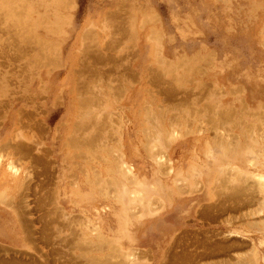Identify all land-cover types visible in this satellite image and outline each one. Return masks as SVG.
I'll return each instance as SVG.
<instances>
[{"label":"rangeland","instance_id":"obj_1","mask_svg":"<svg viewBox=\"0 0 264 264\" xmlns=\"http://www.w3.org/2000/svg\"><path fill=\"white\" fill-rule=\"evenodd\" d=\"M263 112L264 0H0V264H264Z\"/></svg>","mask_w":264,"mask_h":264},{"label":"bare ground","instance_id":"obj_2","mask_svg":"<svg viewBox=\"0 0 264 264\" xmlns=\"http://www.w3.org/2000/svg\"><path fill=\"white\" fill-rule=\"evenodd\" d=\"M16 12V11H15ZM125 12V11H124ZM118 13V12H117ZM16 14V13H15ZM116 15V14H115ZM118 15V14H117ZM121 17V16H120ZM131 19V18H130ZM112 20V19H111ZM115 20V19H114ZM119 20V19H118ZM121 20V19H120ZM123 20V19H122ZM148 22V21H147ZM122 23V22H121ZM129 23V22H128ZM101 25V24H100ZM117 26V25H116ZM120 26V25H119ZM124 26V25H123ZM126 27H128V26H126ZM131 28V27H130ZM124 30V29H123ZM123 32V31H122ZM4 33V32H3ZM25 33V32H24ZM82 33V32H81ZM120 33V32H119ZM130 33V32H129ZM122 34V33H121ZM131 34V33H130ZM17 35V34H16ZM32 35V34H31ZM127 35V34H126ZM20 36V35H19ZM25 36V35H24ZM83 36V35H82ZM131 36V35H130ZM27 37V36H26ZM127 37V36H126ZM17 38V37H16ZM79 38H81V37H79ZM122 38H123V36H122ZM125 38V37H124ZM19 39V38H18ZM21 39V38H20ZM84 38L82 37V40H83ZM96 39V38H95ZM129 39V38H128ZM24 40V39H23ZM124 40V39H123ZM30 41V40H29ZM41 41V40H40ZM109 41V40H108ZM132 41V40H131ZM18 42V41H17ZM84 42V41H83ZM93 42V41H92ZM33 43V42H32ZM17 44V43H16ZM28 44V43H27ZM56 44V43H55ZM123 44V43H122ZM25 45V44H24ZM29 45H31L30 43H29ZM28 45V46H29ZM116 45V44H115ZM34 46V45H33ZM46 46H48V45H46ZM118 45H116L115 47H117ZM112 47V46H111ZM20 48V47H19ZM44 48H45V46H44ZM113 48V47H112ZM17 49V48H16ZM32 49V48H31ZM114 49V48H113ZM112 49V50H113ZM29 51H30V49H29ZM38 51V50H37ZM83 51V50H82ZM110 51V50H109ZM114 51V50H113ZM20 52V51H19ZM23 52V51H22ZM33 52V51H32ZM38 53V52H37ZM26 54V53H25ZM84 54H86V52L84 53ZM122 54V53H121ZM17 55V54H16ZM54 55H55V53H54ZM80 55H81V53H80ZM79 55V56H80ZM11 56V55H10ZM43 56V55H42ZM83 56V55H82ZM81 56V57H82ZM97 56V55H96ZM121 56V55H120ZM20 57H22V56H20ZM103 57H105V56H103ZM114 57V56H113ZM17 59V58H16ZM79 59H80V57H79ZM87 59V58H86ZM92 59V58H91ZM106 59V58H105ZM30 60V59H29ZM89 60V59H88ZM82 61V60H81ZM86 61V60H85ZM91 61V60H90ZM79 62V61H78ZM121 63V62H120ZM86 64V63H85ZM54 65H56V64H54ZM88 65V64H87ZM117 65V64H116ZM121 65H122V63H121ZM81 66V65H80ZM80 66H79V68H80ZM122 67V66H121ZM123 67H125V66H123ZM55 68V67H54ZM78 68V69H79ZM85 68V67H84ZM93 70V69H92ZM88 71V70H87ZM82 71H80V73H77V75L78 74H82L81 73ZM76 73V72H75ZM89 73V72H88ZM97 74H99V73H97ZM102 74V73H101ZM77 75H75V76H77ZM84 76V75H83ZM89 76V75H88ZM94 76V75H93ZM101 76V75H100ZM80 77H82V76H80ZM95 77V76H94ZM94 77H92L93 79H94ZM85 78V77H84ZM97 78V77H96ZM172 78H174V77H172ZM76 79H78L77 77H76ZM75 79V80H76ZM81 79V78H80ZM83 79V78H82ZM82 79H81V81H82ZM91 79V78H90ZM106 79V78H105ZM108 79V78H107ZM106 79V80H107ZM120 79V78H119ZM109 80V79H108ZM110 80H111V78H110ZM80 81V80H79ZM78 81V82H79ZM84 81V80H83ZM94 81V80H93ZM92 81V82H93ZM96 81V80H95ZM112 81V80H111ZM84 83V82H83ZM107 83V82H106ZM75 84H76V82H75ZM87 84V83H86ZM80 85V84H79ZM107 85V84H106ZM87 86V85H86ZM114 86V85H113ZM101 87V86H100ZM114 88V87H113ZM83 89V88H82ZM86 89H87V87H86ZM92 89V88H91ZM116 89V88H115ZM75 90V89H74ZM113 91V90H112ZM220 91V90H219ZM90 93H91V91H90ZM110 94V93H109ZM81 99V98H80ZM90 100V99H89ZM95 100V99H94ZM93 100V101H94ZM80 101V100H79ZM81 101H84V99L83 100H81ZM85 102V101H84ZM242 102V101H241ZM86 103H87V100H86ZM95 103V102H94ZM79 104H80V102H79ZM83 104V103H82ZM261 106V105H260ZM224 108V107H223ZM192 110H194L193 108H192ZM80 111V110H79ZM225 111H226V109H225ZM234 111V110H233ZM22 112V111H21ZM139 112V111H138ZM224 113H226L227 114V112H224ZM264 113V112H263ZM219 114V113H218ZM229 114V113H228ZM224 116V115H223ZM263 116V115H262ZM92 117V116H91ZM217 117V116H216ZM219 118V117H218ZM261 118V117H260ZM167 119V118H166ZM174 119V118H173ZM229 119V118H228ZM170 120V119H169ZM144 121V120H143ZM192 121V120H191ZM224 121V120H223ZM171 122V121H170ZM19 123V122H18ZM17 123V124H18ZM141 124V123H140ZM199 124V123H198ZM201 124V123H200ZM259 124V123H258ZM257 124V125H258ZM89 125V124H88ZM178 125V124H177ZM106 126V125H105ZM103 127V126H102ZM84 128V127H83ZM93 128V127H92ZM105 128V127H104ZM208 128V127H207ZM210 128V127H209ZM263 128V127H262ZM95 130V129H94ZM143 130V129H142ZM189 130V129H188ZM260 130V129H259ZM92 131V130H91ZM213 131V130H212ZM218 131V130H217ZM90 132V131H89ZM165 132V131H164ZM167 132V131H166ZM169 132V131H168ZM177 132V131H176ZM188 132V131H187ZM191 132V131H190ZM263 132V131H262ZM142 133V132H141ZM185 133V132H184ZM219 133H221V132H219ZM261 133V132H260ZM40 134V133H39ZM164 134H166V133H164ZM187 134V133H186ZM213 134V133H212ZM216 134V133H215ZM263 134V133H262ZM178 135V134H177ZM176 135V136H177ZM264 135V134H263ZM90 136V135H89ZM212 136V135H211ZM218 136V135H217ZM221 136V135H220ZM262 136V135H261ZM90 137H92V136H90ZM214 137V136H213ZM212 137V138H213ZM264 137V136H263ZM263 137H261V138H263ZM221 138V137H220ZM230 138V137H229ZM234 138V137H233ZM94 139V138H93ZM175 139V138H174ZM218 139V138H217ZM19 140V139H18ZM8 141V140H7ZM10 141V140H9ZM35 141V140H34ZM73 141V140H72ZM94 141V140H93ZM218 141V140H217ZM89 142V141H88ZM173 142V141H172ZM19 144V143H18ZM237 144V143H236ZM4 145H6V144H4ZM8 145V144H7ZM87 145V144H86ZM90 145V144H89ZM9 146V145H8ZM5 146H3V148H4ZM7 147V146H6ZM10 147V146H9ZM93 147V146H92ZM1 149V148H0ZM5 149V148H4ZM3 149H1V151H2ZM95 150V149H94ZM3 152V151H2ZM258 152V151H257ZM5 153V152H4ZM14 153V152H13ZM1 154V153H0ZM258 154V153H257ZM264 154V153H263ZM4 155V154H3ZM78 155V154H77ZM74 156V155H73ZM7 158V157H6ZM100 158V157H99ZM162 158V157H161ZM264 158V157H263ZM101 160V159H100ZM1 161V160H0ZM12 161V160H11ZM11 161H9V162H11ZM14 162H15V160H13ZM169 161V160H168ZM12 163V162H11ZM11 163H9V166H10V164ZM125 163V162H124ZM127 163V162H126ZM125 163V164H126ZM170 162H168V167H169V164ZM249 163V162H248ZM13 164V163H12ZM11 164V165H12ZM7 166V165H6ZM125 166H127V168H129V170L131 169H133V166L131 165V163L129 164L128 163V165L126 164ZM8 167V166H7ZM16 168V167H15ZM260 168V167H259ZM7 169H9V168H7ZM174 169V168H173ZM224 169V168H223ZM237 169V168H236ZM1 170V169H0ZM110 170V169H109ZM10 171V170H9ZM12 171V170H11ZM92 171V170H91ZM170 171V170H169ZM168 171V172H169ZM173 171V170H172ZM233 171V170H232ZM3 172V171H2ZM12 173V172H11ZM127 173V172H126ZM125 173V174H126ZM129 173H131V172H129ZM30 174V173H29ZM93 174V173H92ZM135 175H136V173H134ZM13 175V174H12ZM134 175V176H135ZM130 176V175H129ZM223 176V175H222ZM251 176H252V174H251ZM255 176H257L258 177V179H256V182H257V180L258 181H260L259 182V184H257L256 182H255V184L256 185H258V186H260V187H262V189H264V170H258V172L256 173V175ZM130 178V177H129ZM134 178V177H133ZM227 178H229V177H227ZM132 179V178H131ZM100 180V179H99ZM127 180H128V178H127ZM129 181V180H128ZM220 181V180H219ZM227 181V180H226ZM131 182V181H130ZM134 182V181H133ZM136 182V181H135ZM19 183H20V181H19ZM225 183V182H224ZM182 184V183H181ZM183 185V184H182ZM186 186V185H185ZM257 186V187H258ZM179 187V186H178ZM25 188V187H24ZM211 188V187H210ZM246 188V187H245ZM249 188V187H248ZM252 188V187H251ZM254 188V187H253ZM259 188V187H258ZM192 189V188H191ZM257 189V188H256ZM225 190V189H224ZM260 190V189H259ZM232 191H234V190H232ZM262 191V190H261ZM133 192V191H132ZM250 192V191H249ZM252 193V192H251ZM257 193V192H256ZM130 194V193H129ZM128 194V195H129ZM132 194V193H131ZM219 194V193H218ZM220 194H222V193H220ZM234 194V193H233ZM101 195V194H100ZM103 195V194H102ZM240 195V194H239ZM133 196V195H132ZM137 196V195H136ZM43 197V196H42ZM115 197V196H114ZM129 199V198H128ZM243 199V198H242ZM137 200V199H136ZM241 200V199H240ZM252 200V199H251ZM254 200V199H253ZM262 200V199H261ZM44 201V200H43ZM237 201V200H236ZM246 202V201H245ZM50 203V202H49ZM222 205H224V204H222ZM221 205V206H222ZM261 205V204H260ZM214 206V205H213ZM220 206V207H221ZM19 207V206H18ZM139 207V206H138ZM137 207V208H138ZM135 209V208H134ZM152 209V208H151ZM129 210H131V209H129ZM214 210V209H213ZM19 211V210H18ZM87 212H89V211H87ZM18 213V212H17ZM20 213V212H19ZM22 213V212H21ZM7 214V213H6ZM89 215L91 214V215H93L94 216V219H95V221H97V223L96 224H98V228H99V232H101V234H103V232H102V229H103V227H102V221L96 216V214H94V213H88ZM134 214V213H133ZM20 215V214H19ZM53 217V216H52ZM92 218V217H91ZM47 219V218H46ZM78 219V218H77ZM87 219V218H86ZM9 221V220H8ZM89 222L88 220H85L84 221V223L85 222ZM261 222V221H260ZM8 223V222H7ZM90 223V222H89ZM258 223V222H257ZM261 223H263V221L261 222ZM10 225V224H9ZM87 225V224H86ZM63 226V225H62ZM83 226V225H82ZM90 226H91V224H90ZM93 226V225H92ZM89 227V226H88ZM97 227V226H96ZM264 228V227H263ZM87 229V228H86ZM90 229V228H89ZM51 230V229H50ZM94 229H92V230H89V232L91 231H93ZM96 230V229H95ZM164 230H167V228L165 227L164 228ZM97 231V230H96ZM26 232V231H25ZM28 232V231H27ZM46 232V231H45ZM95 232V231H94ZM99 232L97 233V235L99 234ZM31 234V233H30ZM48 234V233H47ZM52 234V233H51ZM28 235V234H27ZM82 235V234H81ZM87 235V234H86ZM96 235V234H95ZM31 236V235H30ZM33 236V235H32ZM79 236V235H78ZM90 236V235H89ZM0 237H2V238H6V239H8L9 241H12V242H16V239H17V237L15 236V233L13 232V230H11V228L10 227H8V225H6V224H4V223H1L0 224ZM46 237V236H45ZM95 237V236H94ZM27 238V237H26ZM66 241V240H65ZM88 242H90L89 240H88ZM85 243V242H84ZM93 243H94V241H93ZM185 243H187L186 241H185ZM65 244V243H64ZM86 244V243H85ZM92 243H90V245H91ZM55 245V244H54ZM250 245V244H249ZM92 246H93V244H92ZM91 246V247H92ZM103 246V245H102ZM251 246V245H250ZM223 247V246H222ZM67 248V247H66ZM125 248V247H124ZM59 250H60V248H59ZM138 251H139V249H137ZM142 250V249H141ZM250 250H252V249H250ZM93 251V250H92ZM136 251V250H135ZM148 251V250H147ZM59 252V251H58ZM131 252H132V250H131ZM133 252H134V250H133ZM144 252V251H143ZM149 252V251H148ZM61 253V252H60ZM140 253V252H139ZM248 253H249V251H248ZM59 254V253H58ZM135 254H136V252H135ZM134 254V255H135ZM137 254H138V252H137ZM144 254V253H143ZM165 254V253H164ZM167 254V253H166ZM132 255V254H131ZM194 255V254H193ZM248 256H249V254H247ZM67 256V255H66ZM69 256V255H68ZM124 256V255H123ZM138 256V255H137ZM136 256V257H137ZM140 256V255H139ZM142 256H144V255H142ZM244 256V255H243ZM193 257V256H192ZM250 257V256H249ZM72 258V257H71ZM129 258V257H128ZM132 258H133V256H132ZM32 259V258H31ZM38 259V258H37ZM99 259V258H98ZM105 259V258H104ZM114 259V258H113ZM127 259V258H126ZM136 259H138V258H136ZM74 260V259H73ZM91 260V259H90ZM95 260V259H94ZM240 260V258L238 259V261ZM242 258H241V260H240V262L241 263H243L244 264V260H243V262H242ZM247 260H251V259H247ZM34 261V260H33ZM98 261V260H97ZM132 261V260H131ZM101 262V261H100ZM47 263V262H46ZM100 264H102V263H100ZM109 264V263H108ZM208 264V263H207Z\"/></svg>","mask_w":264,"mask_h":264},{"label":"crops","instance_id":"obj_3","mask_svg":"<svg viewBox=\"0 0 264 264\" xmlns=\"http://www.w3.org/2000/svg\"><path fill=\"white\" fill-rule=\"evenodd\" d=\"M178 142H180V141H178ZM178 142H176V144L178 143ZM174 146H172V148H173ZM125 148H126V145H125V147L123 146V151H124V155H125V161L127 162L126 164L128 165V163L130 164L131 163V165L132 166H134V168H135V173H138V170H137V167L136 166H138V164H137V162L135 161H133V159L130 157V156H128L127 154H126V152H125ZM172 148H171V146H170V148L168 149V151L166 152L167 153V155H168V153L171 151L172 152ZM134 151V154L136 155V153H135V151L136 150H133ZM172 154V153H171ZM167 158H168V156H167ZM171 160H172V155H171V158H170ZM171 166L174 168L175 167V164H174V162H173V160H172V163H171ZM173 171H174V169H173ZM78 193H80V192H78ZM159 219H161V217H151V218H148V220H151V221H159V223L161 224V223H163V222H161L162 220H159ZM135 220V219H134ZM129 221L130 220H128V222H123V223H120L121 224V227H120V229L121 230H127L126 229V227H127V225H128V223H129ZM136 222H142V220H135ZM144 221H146V220H144ZM143 221V222H144ZM104 231H105V229H103ZM124 237H127L128 238V241H127V243H125L124 242V247L125 248H128V249H130V250H136V249H139L138 247H136L134 244H135V240L136 239H134V238H132L131 237V235H129L127 232H124ZM18 239V243L17 244H13V245H15V246H20L21 245V243H20V241H19V238H17ZM138 251V250H137ZM137 251H135L136 253H137Z\"/></svg>","mask_w":264,"mask_h":264}]
</instances>
